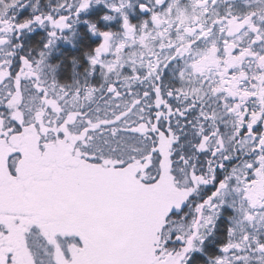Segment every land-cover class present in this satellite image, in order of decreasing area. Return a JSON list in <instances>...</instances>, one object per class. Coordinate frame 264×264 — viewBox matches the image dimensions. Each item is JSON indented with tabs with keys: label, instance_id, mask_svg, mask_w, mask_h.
Wrapping results in <instances>:
<instances>
[{
	"label": "snow or ice",
	"instance_id": "obj_1",
	"mask_svg": "<svg viewBox=\"0 0 264 264\" xmlns=\"http://www.w3.org/2000/svg\"><path fill=\"white\" fill-rule=\"evenodd\" d=\"M0 264H264V0H0Z\"/></svg>",
	"mask_w": 264,
	"mask_h": 264
}]
</instances>
